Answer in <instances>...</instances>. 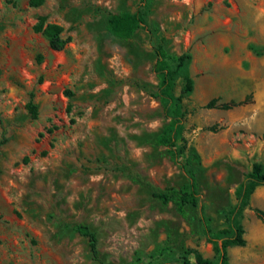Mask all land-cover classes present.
Here are the masks:
<instances>
[{
	"label": "rangeland",
	"instance_id": "rangeland-1",
	"mask_svg": "<svg viewBox=\"0 0 264 264\" xmlns=\"http://www.w3.org/2000/svg\"><path fill=\"white\" fill-rule=\"evenodd\" d=\"M29 1L0 0V264H97L80 224L104 264H181L185 250L215 261L202 224L226 229L235 189L264 166V0ZM138 10L131 38L108 32L109 15ZM39 16L62 28L61 51L33 31ZM157 47L191 57L182 135L201 166L184 216L152 197L187 182L183 160L154 143L167 122ZM211 99L241 104L205 108ZM240 222L246 243L227 248L228 263L264 264V186Z\"/></svg>",
	"mask_w": 264,
	"mask_h": 264
},
{
	"label": "trees",
	"instance_id": "trees-1",
	"mask_svg": "<svg viewBox=\"0 0 264 264\" xmlns=\"http://www.w3.org/2000/svg\"><path fill=\"white\" fill-rule=\"evenodd\" d=\"M44 0H30L31 7H39ZM146 0H140L144 4ZM145 25L142 11L138 10L133 14H111L107 20V30L113 36L127 40ZM33 31L42 34L48 41L49 48L54 51H61L67 41L61 37L62 28L57 24L47 23L45 17L39 16ZM156 60L152 66L158 85L156 98L158 99L164 118L167 122L160 132L155 136L156 146H163L172 161L183 160V168L187 174V182L178 189H171L169 193H153L152 197L166 206L172 202L177 212L184 216L188 207H195L197 204V175L201 166L198 153L186 146L182 135L184 113L182 111L183 99L193 90V81L184 71L191 57L188 54L173 56L166 53L161 47L155 49ZM180 71H184V86L179 95L175 96L173 88L175 79ZM241 103L217 104V99H211L205 108H219L222 110L231 109ZM25 108L30 119L35 120L38 116L36 104L30 99ZM264 186V166L260 163H253L250 171L246 174L245 180L240 183L234 191L235 204L227 213L228 226L221 231H213L208 223H203V233L207 241L212 245L215 261L203 258L193 250H185L181 258V264H229L227 248L232 246L242 247L246 241L243 238L244 229L241 225V216L249 205L250 196L254 190ZM78 234L87 239L91 258L97 264H104L99 256L97 238L94 232L87 225L80 224L75 227ZM193 254L194 261L188 256ZM140 262V259L137 258ZM147 264H152L151 262ZM174 264V263H169Z\"/></svg>",
	"mask_w": 264,
	"mask_h": 264
}]
</instances>
